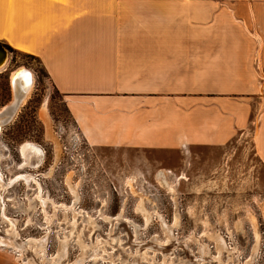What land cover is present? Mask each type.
<instances>
[{
    "label": "rangeland",
    "instance_id": "1",
    "mask_svg": "<svg viewBox=\"0 0 264 264\" xmlns=\"http://www.w3.org/2000/svg\"><path fill=\"white\" fill-rule=\"evenodd\" d=\"M7 51L0 110L12 103L15 70L31 72L33 85L0 128L9 182L0 187V264H264V167L249 134L186 154L91 149L39 60ZM24 143L38 146L42 161L20 170ZM4 218L20 257L1 241ZM212 237L232 252L217 253Z\"/></svg>",
    "mask_w": 264,
    "mask_h": 264
},
{
    "label": "crops",
    "instance_id": "2",
    "mask_svg": "<svg viewBox=\"0 0 264 264\" xmlns=\"http://www.w3.org/2000/svg\"><path fill=\"white\" fill-rule=\"evenodd\" d=\"M0 44L39 60L91 149L249 134L264 167V0H0Z\"/></svg>",
    "mask_w": 264,
    "mask_h": 264
},
{
    "label": "bare ground",
    "instance_id": "3",
    "mask_svg": "<svg viewBox=\"0 0 264 264\" xmlns=\"http://www.w3.org/2000/svg\"><path fill=\"white\" fill-rule=\"evenodd\" d=\"M5 65L2 68H0V71L4 69ZM10 85H11V91H12L13 99H12V103L9 106H7L5 108H2L0 110V128L2 127V125L4 123H6L9 120H11L15 116V114L19 110V108L24 104L25 100L27 99V97H28V95H29V93L31 91L32 85H33V75L31 74V72H29L28 70H26L24 68H20L18 70H15L11 74ZM20 155H21V158L23 159V163L21 165H19V167H18V169H20V170L24 169L26 167L25 165L31 164L32 159L35 156L39 157L38 163L39 164L41 163L40 150H39L38 146H35L32 143H24L20 147ZM22 177H24V176H22ZM26 178H24V180ZM31 181H33L34 185H36L40 189L39 183L37 182L36 179L31 180ZM4 184H5L4 183V178H3V175L0 172V187H2L1 188L2 190H4V188H3ZM7 184H9V182H7L5 185H7ZM39 196H37V197H39ZM41 202H42V204L44 203L43 200ZM70 209H74V208L72 207ZM3 220H5V222H6V220L9 221L8 224L10 226V229L7 230L8 231L7 235L9 236V238H6L5 240L1 239V241H5V245L8 246L10 249H12L13 252H16L23 245H19L14 240V239L17 238V235H16V232L13 230V226H14L13 223H10V220H8L7 218H4ZM5 222H3V223H5ZM256 238H257V236H256ZM213 239H215L217 253H221L223 250L227 251V248H225L226 245L224 246L222 241L219 238L214 237ZM31 241H32L31 239H28L25 242V245L30 247L31 245L34 246V245L38 244L37 242H31ZM29 244H31V245H29ZM39 247H41V246H38L37 248H39ZM227 252L231 253L232 250L231 251H227ZM15 254H17V257L21 256V252H16ZM49 261H51V260H49Z\"/></svg>",
    "mask_w": 264,
    "mask_h": 264
},
{
    "label": "water",
    "instance_id": "4",
    "mask_svg": "<svg viewBox=\"0 0 264 264\" xmlns=\"http://www.w3.org/2000/svg\"><path fill=\"white\" fill-rule=\"evenodd\" d=\"M7 59L8 51L2 44H0V68H2L6 64Z\"/></svg>",
    "mask_w": 264,
    "mask_h": 264
},
{
    "label": "flooded vegetation",
    "instance_id": "5",
    "mask_svg": "<svg viewBox=\"0 0 264 264\" xmlns=\"http://www.w3.org/2000/svg\"><path fill=\"white\" fill-rule=\"evenodd\" d=\"M21 147V146H20ZM39 148V147H38ZM40 150V149H39ZM19 153H20V148H19ZM40 153L42 154L43 153V151L42 150H40ZM21 156V155H20ZM22 159V158H21ZM41 161H42V159H41ZM22 163H23V159H22ZM25 166H31V164H28V165H25ZM24 166V167H25ZM24 177H26V176H24ZM227 251H229V250H227ZM230 256V255H229Z\"/></svg>",
    "mask_w": 264,
    "mask_h": 264
},
{
    "label": "trees",
    "instance_id": "6",
    "mask_svg": "<svg viewBox=\"0 0 264 264\" xmlns=\"http://www.w3.org/2000/svg\"><path fill=\"white\" fill-rule=\"evenodd\" d=\"M7 49H9V50H12L10 47H8V46H5Z\"/></svg>",
    "mask_w": 264,
    "mask_h": 264
},
{
    "label": "built area",
    "instance_id": "7",
    "mask_svg": "<svg viewBox=\"0 0 264 264\" xmlns=\"http://www.w3.org/2000/svg\"><path fill=\"white\" fill-rule=\"evenodd\" d=\"M168 174H170V171H167Z\"/></svg>",
    "mask_w": 264,
    "mask_h": 264
}]
</instances>
